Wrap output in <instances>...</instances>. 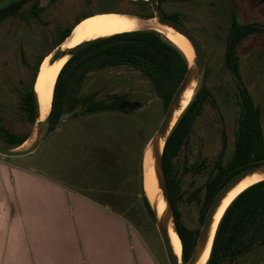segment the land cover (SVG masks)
Instances as JSON below:
<instances>
[{"label":"rangeland","instance_id":"obj_1","mask_svg":"<svg viewBox=\"0 0 264 264\" xmlns=\"http://www.w3.org/2000/svg\"><path fill=\"white\" fill-rule=\"evenodd\" d=\"M235 1L240 22L264 24V0ZM177 9L184 17L180 22L187 24L205 47L210 62L204 82L213 94L205 113L196 121L190 144L180 155V162L185 160L189 151L198 154L203 150L205 158L212 165L221 151L223 133L227 137L226 158L230 159L234 154L241 111L237 97L239 88L226 68L223 56L232 18L230 0L186 2ZM142 10H146L144 5L127 0H56V5L45 14L51 15L48 26L36 23L34 34L25 28L22 32L14 31L6 39L3 34L8 29L17 28L19 20L23 24L27 11L21 17L3 21L0 25V112L8 127L21 133L30 132L29 140L36 136V127L22 118L20 96L32 81L38 55L56 44L65 27L94 14L113 12L139 16ZM239 54L244 84L255 104L263 110L264 126V38L252 36L245 40L239 46ZM94 91H98L100 98L125 92L131 102H139L141 106L130 113L111 111L74 116L60 125L64 132L58 135L56 149L51 145V138H47L35 152L16 159L38 170L43 165L41 169L47 170L46 166L52 165L56 152V175L78 190L85 188V194L93 196L97 187L111 189L121 184L125 197H138L143 153L165 115L164 103L155 93L151 82L130 66L108 68L91 74L83 92ZM47 127L46 124V130ZM0 143L6 145L1 139ZM182 178L186 189L192 177L182 173ZM202 201L203 195H200L198 201L190 202L185 196L180 202L182 219L190 228L200 229L202 226ZM134 207L139 213L134 218L132 213L128 216L132 238L142 241L159 264H169L156 221L144 207L140 210L136 205Z\"/></svg>","mask_w":264,"mask_h":264},{"label":"trees","instance_id":"obj_2","mask_svg":"<svg viewBox=\"0 0 264 264\" xmlns=\"http://www.w3.org/2000/svg\"><path fill=\"white\" fill-rule=\"evenodd\" d=\"M27 4H31L30 12L40 9L39 0H16L0 8V23L12 17L23 16ZM82 19L62 32L57 43L41 55L31 83L26 86L20 96L19 108L22 118L31 125H35L36 122L34 85L40 66L45 57L65 40L73 27ZM255 34H264V25L242 23L237 15L233 14L225 52V63L239 88L241 111L236 132V150L228 163L221 158L210 178H207L204 184L196 187L194 191L189 192L186 197V200L190 202L198 201V195L203 193L200 208L201 223L214 197L231 177L244 168L264 162L263 110L255 104L253 97L242 82L240 56L237 49L240 43ZM120 66H130L142 73L151 82L155 93L163 101L166 112L176 89L187 72L189 60L176 44L156 30L120 33L95 41L71 57L61 70L48 118L49 133L60 127L59 118L63 112L72 111L78 105H81V111L74 116L111 111L130 113L136 109L124 106L125 102L130 101L129 95L125 92L111 93L105 98H100L98 91L83 92L84 84L91 74ZM212 99V91L204 82L176 124L164 150V169L183 243L185 263L192 256L200 229L187 226L179 208L180 202L187 195L182 173L179 172L180 155L193 134L197 119ZM29 137L30 133L28 132L21 133L8 127L0 112V139L8 147L17 148L23 145ZM231 168L233 170L223 180L224 173ZM139 194H141L140 197L132 199L126 197L116 202L113 201L116 205L115 209L129 219L130 213L133 218L135 214L139 213L135 210V205L139 208L137 210L144 207L148 215L155 220L151 204L144 190L143 171ZM263 240L264 181H261L243 191L227 208L217 230L209 264H220L225 260L232 261L250 251Z\"/></svg>","mask_w":264,"mask_h":264},{"label":"crops","instance_id":"obj_3","mask_svg":"<svg viewBox=\"0 0 264 264\" xmlns=\"http://www.w3.org/2000/svg\"><path fill=\"white\" fill-rule=\"evenodd\" d=\"M63 132L45 139L56 149ZM55 157L47 170L0 157V264H159L115 209L122 185L89 196L59 179Z\"/></svg>","mask_w":264,"mask_h":264},{"label":"water","instance_id":"obj_4","mask_svg":"<svg viewBox=\"0 0 264 264\" xmlns=\"http://www.w3.org/2000/svg\"><path fill=\"white\" fill-rule=\"evenodd\" d=\"M14 1L16 0H0V8ZM46 1L47 0H42V3L40 5L44 6L45 3L43 2H46ZM130 1H137V0H130ZM149 1L153 2L154 5L156 4L155 0H149ZM155 10H156V14L154 16H137V15H130V16L136 17L144 21L154 19L159 25L172 28L175 32L180 33L191 44L193 51H194V57L192 61H190L188 58L189 67L187 69V72L184 75L182 81L180 82L178 88L176 89L157 131L155 132L153 137L150 139V141L148 142L144 150L143 179H144V174H145L146 156L149 153L150 165L154 170L155 178L157 181V187H158V193L153 202L149 199L147 194L146 196L151 204V207H152V210L155 216L156 226L160 234V237L162 239V242L164 244V248H165V252H166L169 264H202L203 257L211 241V237H212L215 223L217 220V215L225 199L241 183H243L247 179L257 176V177H262V179L258 181L257 183L264 181V162L247 167L243 169L242 171L238 172L219 190V192L214 197L212 203L210 204L208 211L206 213V216L202 222V226L200 228L192 256L190 260L187 263H185L183 260V243H182V256H179L175 250V247L171 239V231H175V233H177L180 239H181V236L179 233V228H178V223H177V219H176L175 212H174V207H173V204L170 198L167 178H166L165 169H164L163 157H164V150H165L167 141L172 131L174 130L176 124L182 117L183 113L185 112V110L187 109V107L189 106V104L191 103L195 95L197 94L201 85L204 83L205 76L208 70V57L205 51V47L202 44L201 40L189 28L187 24L180 22L179 20L167 17L158 8V6L156 7V5H155ZM88 17L90 16H87L83 18L82 20ZM80 22H78L74 26V28ZM73 29L70 32V34L65 38V40L62 43H60L50 54L47 55V56L52 55V58L50 61L51 64L63 58H67V61H66L67 63L69 59L73 57L75 54H77L84 48L88 47L95 41L103 38L101 37V38L91 39L75 47L63 49L62 45L72 35ZM40 72H41V66H40V70L38 72L35 85H34L35 100H36V122L34 126L36 127L37 134L35 137L34 136L32 137L30 143L26 147L21 148V149L20 148H10L0 143V155L1 156L9 157V158H19L22 156L32 154L41 146V144L43 143V141L48 135V132H49L48 118L50 115L48 116L47 120H45L44 122H39V119L41 118V115H42L41 113L42 108H41V102H40L39 95L37 94V91H36V84H37V79L40 75ZM190 91L193 92L192 98L187 104H185L187 95ZM139 105H140L139 102H132V103L125 102L124 103V106L129 107V108H137ZM80 111H81V105H78L72 111L63 112L59 118V123L61 124L64 123L65 121L72 118L74 115H76ZM46 124L48 125L47 130L45 129ZM144 190L146 193L145 187H144ZM161 202L164 203V209L162 212H160L159 210ZM219 224L217 225L215 235L212 241L211 251H210L209 257L205 264H209ZM181 242H182V239H181Z\"/></svg>","mask_w":264,"mask_h":264},{"label":"bare ground","instance_id":"obj_5","mask_svg":"<svg viewBox=\"0 0 264 264\" xmlns=\"http://www.w3.org/2000/svg\"><path fill=\"white\" fill-rule=\"evenodd\" d=\"M137 30H156L162 33L170 41L176 44L186 54V56L189 58L190 61L193 60L194 51L191 44L183 35L175 32L172 28L159 25L154 19L144 21L136 17H124L122 15H115V14L97 15L84 19L82 23L79 24L74 29L72 35L63 43L62 47L63 49L72 48L91 39L111 36L113 35L112 33L133 32ZM51 58L52 55H49L45 59L43 69L40 72L36 84V91L37 94L39 95L41 108H42V112H41L42 115L41 118L39 119V122H44L45 120H47L48 116L50 115L57 79L62 68L64 67L67 61V58H63L51 64L50 63ZM192 95L193 92L190 91L187 95L185 104H187L190 101ZM30 141L31 140H28L26 143H24V146L28 145ZM261 179L262 177H257V176L247 179L246 181L241 183L225 199L217 215V220L215 223L211 241L203 257L202 264H205L209 257L212 241L215 235L217 225L219 224L228 206L234 201L236 197H238V195H240L243 191H245L251 185L257 183ZM144 187L146 189L147 196L153 202L157 196L158 187H157V181L155 178L154 170L150 165L149 153L147 154L145 161ZM163 209H164V203L161 202L159 207L160 212H162ZM171 239L177 254L179 256H182V242L180 237L177 235V233H175V231H171Z\"/></svg>","mask_w":264,"mask_h":264},{"label":"flooded vegetation","instance_id":"obj_6","mask_svg":"<svg viewBox=\"0 0 264 264\" xmlns=\"http://www.w3.org/2000/svg\"><path fill=\"white\" fill-rule=\"evenodd\" d=\"M127 1H130V0H127ZM155 1H156V4H155L156 7L158 6V8L167 17H170V18H173V19H176V20H179L180 21L184 17H183L182 12L179 9H177V8L180 7V5H184L186 2H195L196 3L197 1H201V0H155ZM130 2L144 5V7H145L146 10H142V12H141V14H139V16H154L156 14L155 5L153 4V2H151L149 0H137V1H130ZM235 2H236L235 0H230L231 10H232L231 17L233 16V14H236L237 17H238V14H239L238 4H236ZM41 3H42V0H39V7H40V9L39 10H34L32 12H30V10L32 9L31 8V4H27L25 6V8H24V11H23V14H24L25 11H27V14L24 15V17H25L24 23L21 24V20H19V22H17V28L8 29V31L5 34H3L5 36V39H6V36H9L14 31H16V32H22V31L25 30V28H28V30H30L34 34L35 33V26H34V24L36 25V23H38L39 25L48 26L50 24V22H51L50 21L51 20V15H45V14H46V11L50 7H53V6L56 5V0H47L46 2H43V3H45L44 6H41L40 5ZM105 14H114V13H105ZM105 14H96V15H92V16L105 15ZM115 15H122L124 17H131L128 14L127 15L126 14H115ZM92 16H90V17H92ZM82 21L79 24H81ZM231 21H232V18H231ZM11 23H12V20H11ZM251 23H259V22H251ZM2 24L3 23H1L0 25H2ZM260 24H262V23H260ZM72 25H70L69 27H71ZM230 25H231V22H230ZM262 25H264V24H262ZM69 27H65V29H63L61 31V33L64 32L65 30H67ZM229 28H230V26H229ZM74 29H73V31H74ZM121 33H126V32H121ZM112 34L115 35V34H120V33H112ZM228 35H229V29H228ZM253 36H259L261 38H264V34H255ZM59 37L55 41L56 43H57ZM251 37H249V38H251ZM249 38H247V39H249ZM1 41H3V39H1ZM227 42H228V36L226 38V44H227ZM244 42H245V40L242 43H244ZM242 43H240L238 45V47H237L238 53H239V46ZM226 44H225L224 54H223V56H224V63H225V52H226V47H227ZM43 54H39L37 60H39V58ZM239 56H240V54H239ZM45 59H44L42 65H41L42 66L41 67V71L43 69V65H44ZM209 62H210V60L208 59V70H209ZM225 66H226V63H225ZM28 67H30V66H28ZM240 69H241V56H240ZM208 70H207V73H208ZM241 78H242V75H241ZM242 82L244 83L243 78H242ZM237 97L239 98V93H238V96ZM129 102H131V101H129ZM209 104L206 105V107H208ZM206 107H205V109H206ZM205 111L206 110H204V112L202 113V115L205 113ZM195 126H196V124H195ZM236 132H237V130H236ZM223 134H224L223 135L224 137L222 138V148H221V151H220L217 159L212 163V165H210V163L205 158V154H204V151L203 150H200L201 152H198V154H196L193 151H191L192 153H190V151H189V153L187 154L185 160L183 162H180L181 163V166L179 168V172L180 173H187L188 175H190V177H192L191 181L188 183V187L185 189V191L187 193L186 197L188 196L189 192L194 191V189H196V187L198 188V186L204 184V182L206 181L207 178H210V176L215 171V168H216V166L218 164V161L221 160V158L224 160V162L228 163V161L233 157L234 154L232 155V157L230 159L226 158V152H227V141H226V139H227V137L225 136V133H223ZM189 140H188V143L185 146L184 150L186 148H188V145L190 144L189 143ZM235 150H236V136H235ZM235 150H234V153H235ZM232 170H233L232 168L231 169H228L224 173L223 180L225 178H227V176L231 173ZM199 180H200V182H199ZM200 195H203V193H200L198 195V197ZM258 250H262V252H259ZM255 253L258 254V255H256ZM258 262L260 264H264V240L262 242L256 244L255 247H253L250 251H248V252L240 255L236 259H233L232 261L225 260V261L221 262L220 264H258Z\"/></svg>","mask_w":264,"mask_h":264}]
</instances>
